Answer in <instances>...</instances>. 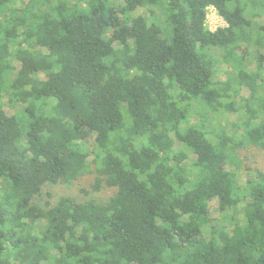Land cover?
I'll return each mask as SVG.
<instances>
[{"label":"trees","instance_id":"16d2710c","mask_svg":"<svg viewBox=\"0 0 264 264\" xmlns=\"http://www.w3.org/2000/svg\"><path fill=\"white\" fill-rule=\"evenodd\" d=\"M251 148L264 0H0V264H264ZM89 174L114 196L38 203Z\"/></svg>","mask_w":264,"mask_h":264},{"label":"rangeland","instance_id":"374dc122","mask_svg":"<svg viewBox=\"0 0 264 264\" xmlns=\"http://www.w3.org/2000/svg\"><path fill=\"white\" fill-rule=\"evenodd\" d=\"M140 13L143 12V10L139 11ZM221 25V22H219ZM218 23V24H219ZM217 24V26H218ZM15 65L20 68V64L17 62ZM249 69L251 71L256 70L255 65L249 66ZM221 72V76H218L216 80H224L226 78V72L228 71V68L225 66H220L219 68ZM248 92H244V96H248ZM6 111L10 114H13V111L6 107ZM227 121H229L231 124L236 122L235 116L233 114H230L228 116H224ZM224 121V119H222ZM93 141L90 143L92 147ZM178 149H182L183 147L180 144H177ZM240 160L243 165H245L248 169H260L264 172V151L259 150L257 148H251L248 150H241L240 151ZM196 156L191 155V160H195ZM248 176V172L243 170L239 174V181L244 182ZM96 181V175L95 174H89L75 183L72 184H58V185H49L47 186L44 191L41 198L38 199V203L43 205L45 202H50L51 204H56V202L63 198V197H69L77 202L84 203L88 201H96L98 203H104L107 200H109L114 194L116 193V189L107 187L105 184L102 185L101 189L99 191H95L93 189V186L95 185ZM211 208V218L214 221L220 220L222 218L221 214L218 211V202L213 201L210 204ZM239 214V213H238ZM237 216V214H236ZM238 217H241L239 215Z\"/></svg>","mask_w":264,"mask_h":264},{"label":"built area","instance_id":"2783aa9c","mask_svg":"<svg viewBox=\"0 0 264 264\" xmlns=\"http://www.w3.org/2000/svg\"><path fill=\"white\" fill-rule=\"evenodd\" d=\"M219 22H221V25ZM205 26L210 32H215L218 29L227 27V24L219 14L218 10L213 6H210L206 9Z\"/></svg>","mask_w":264,"mask_h":264}]
</instances>
